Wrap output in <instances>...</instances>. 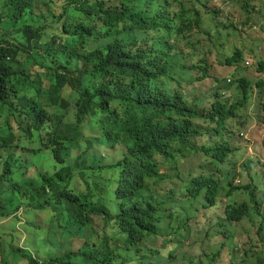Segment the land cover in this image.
<instances>
[{
    "label": "trees",
    "instance_id": "1",
    "mask_svg": "<svg viewBox=\"0 0 264 264\" xmlns=\"http://www.w3.org/2000/svg\"><path fill=\"white\" fill-rule=\"evenodd\" d=\"M47 1L0 0V155L3 151L11 158L0 183H13L14 194L26 196L32 190L40 208L51 209L47 231L58 256L50 264H121L113 244L135 247L162 221L160 207L148 194V181L163 177L158 157L171 162L189 151L201 152L211 174L192 177L186 192L209 207L221 204L214 167L231 165L233 149L223 135L229 134V122L245 126L242 113L249 106L252 84L242 78L231 81L228 86L237 91L231 104L220 93L206 111L189 102L184 88L210 78L207 61L195 62L196 32H209L203 30L199 10L186 1L65 0L59 15L43 11ZM243 61L242 51L236 50L224 58V66L235 68ZM33 67L42 73L33 75ZM259 68L263 72L264 64ZM195 70L199 79L191 75ZM257 87L263 89L264 83ZM5 111L9 116L4 120ZM13 118L25 138L38 137L61 168L52 176L40 174L39 185L27 178L34 166L14 151ZM196 119L215 124L220 141L214 143L213 127L205 130L210 145H193L203 134ZM92 145L126 149L124 159L111 167L118 173L116 214L101 202L106 182L97 177L89 182L97 168L104 169L87 164ZM92 161L100 165L97 155ZM76 175L85 192L70 189ZM231 175L225 176L229 198ZM251 196V204H257L254 192ZM3 211L0 208L2 216ZM249 213L248 204L235 202L225 207L224 217L239 224ZM95 216L102 217L105 225L114 224L124 239L105 235L93 241ZM74 239L86 241L76 252L71 247ZM20 252L39 264L28 251Z\"/></svg>",
    "mask_w": 264,
    "mask_h": 264
},
{
    "label": "rangeland",
    "instance_id": "2",
    "mask_svg": "<svg viewBox=\"0 0 264 264\" xmlns=\"http://www.w3.org/2000/svg\"><path fill=\"white\" fill-rule=\"evenodd\" d=\"M183 1L188 3V7L194 6L200 11L203 30L209 32V35L196 32L199 43L195 62L201 65V60L205 59L210 70L209 79L193 83L185 87L183 92L190 103L199 104L200 109L206 111L214 101V87H225L223 101L231 104L234 99V87H229L227 80L248 79L252 84L251 100L247 110L242 113L247 126L239 127L245 130L241 134L246 138L236 142L226 134L223 135L224 141L230 143L236 154L229 160L231 165L228 168L214 167V180L221 185V204L216 208H208L201 200L190 199L185 192L192 177L211 174L210 170L205 169L208 161L203 158L201 152L189 151L185 158L176 157L171 162L159 157L163 177L149 181V194L156 197L163 208L159 213V216H163L162 223L158 226L156 234L147 235L136 247H127L124 242L114 243L113 246L120 251L121 264H264V209L258 214L251 210L248 219L239 224L230 223L224 217L227 204L246 203L252 209L255 208L250 204L251 190L242 191L245 188L250 189V185L257 193V202H264V135L260 128L264 129V125L255 115L257 108L261 113L260 105L264 103V100L259 98L262 89L256 88L257 83H264L259 73V64H264V0ZM64 4L65 0H50V8L57 15L62 12ZM55 31L58 35V26ZM236 50L242 51L244 55L238 72H235V68L224 66V58L232 56ZM184 52L194 54V51L186 48ZM245 61L253 63V66L246 69ZM37 73L42 71L33 67L32 74ZM191 75L193 79L201 77L198 70ZM44 87L48 88L45 80ZM3 116L5 120L9 112L5 111ZM194 122L202 129L203 134L193 141V145L198 148L210 145L211 140L205 130L213 127L214 143L220 141V137L215 133V124H209L205 119H196ZM12 133L16 155L30 166L36 165V168L29 171V178L39 185L40 172L51 176L60 171V166H57L50 152L45 151L41 141L36 137L35 140H27L14 118ZM92 147L87 164L92 165V156L97 155L101 166L105 168L96 174L107 181L108 190L102 203L115 214L117 204L114 191L117 171L111 167L126 156V150L120 146L114 149H97L95 145ZM36 150L38 154H34ZM10 160V155L2 151L0 179L5 172V165ZM244 160L247 163L250 161V165H255V171L249 172L242 162ZM232 172L233 195L228 198L229 186L224 177ZM236 181H240L241 185L237 186ZM72 187L78 192H85V186L78 178L73 181ZM0 189V208L5 213L4 216L0 214V254L3 260L0 264H32V261L20 252L21 249H28L39 264H48L52 258L49 254L52 247L46 228L47 221L52 216L51 209L42 210L32 190H29L25 197L12 193V184L0 183ZM93 219V241L105 235H118L119 239H124L115 225H105L100 217ZM84 244L83 240H73L72 250L77 251Z\"/></svg>",
    "mask_w": 264,
    "mask_h": 264
},
{
    "label": "clouds",
    "instance_id": "3",
    "mask_svg": "<svg viewBox=\"0 0 264 264\" xmlns=\"http://www.w3.org/2000/svg\"><path fill=\"white\" fill-rule=\"evenodd\" d=\"M200 12V11H199ZM203 20V19H202ZM247 62H249V61H247ZM251 63V62H250ZM244 64H246V61H245V63ZM253 66V63H251V66L250 67H248V68H251ZM240 67L238 66V67H235V72H238V69H239ZM245 68L246 69H248L247 68V66L245 65ZM264 73V72H263ZM263 73H260L261 75L263 74ZM261 78V80H263L264 81V75L263 76H261L260 77ZM231 83V80H227V82H226V84H230ZM258 84V83H257ZM256 88L258 89V90H260L258 87H257V85H256ZM255 88H253V90H254ZM264 89V88H263ZM263 89L260 91V93L263 91ZM224 92H225V90H221L220 89V87H214V96L216 95V93H220L221 94V96H222V100L224 99ZM215 100V99H214ZM264 103H262L261 105H263ZM260 105V109L262 108V106ZM228 106H230V104H228ZM246 111V110H245ZM255 115H256V118H257V120L258 119H262V111H261V113L259 112V108H257V110H256V113H255ZM243 123H245V127L247 126V121H244L243 120ZM239 125H237V123L236 122H229L228 123V133L229 134H227V133H224V134H226V136L228 137V138H230V139H235V141L237 142L239 139H244V138H246V137H244V135L243 134H241L243 131H245V130H242V129H239ZM233 133V134H232ZM36 138H38V137H36ZM35 140V139H34ZM39 140V139H38ZM40 141V140H39ZM216 143V142H215ZM230 144V143H229ZM231 146V145H230ZM118 147V146H117ZM121 147V146H120ZM103 148H107V147H103ZM124 148V147H123ZM232 148V147H231ZM125 149V148H124ZM126 150V149H125ZM45 151H47L46 149H45ZM49 152V151H48ZM236 152L233 150V153H232V155H231V158L229 159V160H232L234 157H235V154ZM35 154V153H34ZM36 154H38V153H36ZM51 154V153H50ZM126 155H127V152H126ZM21 158V157H20ZM159 158V157H158ZM124 159V158H123ZM122 159V160H123ZM54 160V159H53ZM99 161V160H98ZM159 161V160H158ZM24 162V161H23ZM100 162V161H99ZM24 163H26V164H28L29 165V163H27V162H24ZM56 163V162H55ZM246 163H247V161L245 160L244 162H243V164H245L246 165ZM248 163H250V161L248 162ZM93 165V166H92ZM92 165H89V166H91L92 168H95L96 169V167L98 166H101V162H100V165L99 164H97V161H92ZM32 166H34V167H32ZM29 167H32V168H36V165H29ZM103 167V166H102ZM224 167L225 166H222L221 167V169H224ZM31 168V169H32ZM104 168V167H103ZM30 169V170H31ZM113 170H115L114 168H112ZM29 170V171H30ZM103 170H105V168L104 169H99V168H97V170L94 172V174L92 175V177L90 178V180H89V182L90 181H92V183H93V181H94V177H97V178H100L101 180H103V181H105L106 182V184H107V181L106 180H104L103 178H101L100 176H97L96 174H97V171H103ZM248 171L249 172H251V171H255L254 170V167H252V165L250 166V168L248 169ZM57 173V172H56ZM264 173V172H263ZM40 174H47V173H44V172H40L39 173V177H40ZM160 174H161V172H160ZM162 175V174H161ZM52 176V175H51ZM227 176V175H226ZM117 177H118V173H117ZM27 178L28 179H31V178H29L28 176H27ZM76 178H78V175H76V177L74 178V180L76 179ZM79 179V178H78ZM234 176L233 175H231V177L229 176V178H228V180L229 181H232V184H233V182H234ZM17 180V179H16ZM31 180H33V179H31ZM73 180V181H74ZM80 180V179H79ZM152 180H154V179H152ZM224 180H226L225 179V177H224ZM22 180L21 179H18L17 180V182H21ZM34 181V180H33ZM73 181H72V183H73ZM149 181H151V180H149ZM149 181H148V185H149ZM35 182V181H34ZM36 183V182H35ZM72 183H71V187H70V189H75V188H73L72 187ZM83 183V182H82ZM91 183V182H90ZM91 183V184H92ZM116 183H117V179H116ZM7 184H13V183H7ZM235 184L237 185V186H239V185H241V182L240 181H236L235 182ZM85 186V185H84ZM115 189H116V187H115ZM149 189H150V185H149ZM187 189V188H186ZM186 189H185V192H186ZM85 190H86V188H85ZM107 190H108V187H107ZM251 190V192H254V197H255V199H256V203L257 204H251L252 206H255V208L254 209H252V207H250V211L251 210H254L257 214L260 212V210L261 209H264V202L263 203H259V202H257V193H256V191L255 190H253L252 188H251V185H250V189L248 188V190L247 191H245V190H242L243 192H249ZM11 192H12V189H11ZM115 192V191H114ZM13 193V192H12ZM28 193H29V191L27 192V195H28ZM34 193V192H33ZM187 193V192H186ZM35 194V193H34ZM148 194H149V190H148ZM27 195L25 196V197H27ZM150 195V194H149ZM24 196V195H23ZM150 196H152L154 199H155V202H156V205H158L159 207H160V211H159V213L163 210V208H162V206H161V204L157 201V199H156V197H154L153 195H150ZM187 196H188V194H187ZM36 197V196H35ZM106 197V196H105ZM104 197V198H105ZM189 197V196H188ZM252 197V196H251ZM104 198H103V200H104ZM190 198V197H189ZM229 198V197H228ZM36 199H38V206H39V201H40V199L39 198H37L36 197ZM190 199H192V198H190ZM102 200V201H103ZM116 200V199H115ZM192 200H195V199H192ZM197 200H201V199H197ZM197 200H195V201H197ZM264 200V199H263ZM101 201V202H102ZM201 201H203V202H205L204 200H201ZM117 204V203H116ZM205 204H206V206L208 207V208H214V207H209L208 205H207V203L205 202ZM228 205V204H227ZM249 206V205H248ZM40 207V206H39ZM42 209V208H41ZM45 209H50V208H45ZM45 209H42V210H45ZM258 209V210H257ZM159 213H158V217H160L161 219H162V221H163V216H159ZM114 214V213H113ZM116 214V213H115ZM95 217H97V216H95ZM51 218V217H50ZM49 218V219H50ZM94 218V217H93ZM100 218H102V217H100ZM49 219H48V221H49ZM103 219V218H102ZM246 219H248L247 217L244 219V220H246ZM104 220V219H103ZM243 220V221H244ZM48 221H47V225H48ZM162 221H161V223H162ZM160 223V224H161ZM159 224V225H160ZM234 224V223H233ZM93 225H94V219H93ZM114 225V224H113ZM158 225V226H159ZM94 229V228H93ZM118 230V229H117ZM158 230V229H157ZM46 232H47V238H48V240H49V243H50V246L52 247V249L49 251V254L52 256V258H51V260H50V262L53 260V259H55L57 256H58V254H56L55 253V251H56V248L55 247H53L52 246V244H51V239H50V237H49V235H48V231H47V228H46ZM154 234H156V232L154 233ZM149 235H151V234H149ZM122 236V235H121ZM147 236V235H146ZM145 236V237H146ZM123 238H124V236H123ZM144 239V238H143ZM74 240H81V239H74ZM73 241V240H72ZM72 241H71V247H72ZM84 241V240H83ZM143 241V240H142ZM141 241V242H142ZM140 242V243H141ZM85 243H86V241H85ZM139 243V244H140ZM125 244V243H124ZM138 244V245H139ZM85 245V244H84ZM83 245V246H84ZM127 247H130L129 245H127V244H125ZM138 245H136V246H138ZM135 246V247H136ZM131 248H133V247H131ZM81 249V248H80ZM28 251L29 253H31L28 249H21L20 251ZM119 250V249H118ZM73 251V250H72ZM78 251V250H77ZM74 252H76V251H74ZM22 253V252H21ZM23 254H25L26 255V257H27V254L26 253H23ZM32 254V253H31ZM33 255V254H32ZM119 255L121 256V254H120V251H119ZM33 258L35 259V260H37L35 257H34V255H33ZM30 259V258H29ZM31 260V259H30ZM38 261V260H37ZM50 262L48 263V264H50ZM0 263H3V260H2V255L0 254Z\"/></svg>",
    "mask_w": 264,
    "mask_h": 264
},
{
    "label": "crops",
    "instance_id": "4",
    "mask_svg": "<svg viewBox=\"0 0 264 264\" xmlns=\"http://www.w3.org/2000/svg\"><path fill=\"white\" fill-rule=\"evenodd\" d=\"M47 4H48V7H45L44 9H43V11L44 12H47L49 9H51L50 8V0H48L47 1ZM52 10V9H51ZM53 11V10H52ZM264 75V73L262 74V76ZM237 95V91L234 89V94H233V96H236ZM259 98L260 99H263L264 100V90H263V92H261V94L259 95ZM261 128V132H262V134L264 135V129L262 128V127H260ZM247 136H249V135H247ZM236 154V153H235ZM234 154V155H235ZM247 156H249V153L247 154ZM245 157V156H244ZM245 161V160H244ZM244 161H242V162H244ZM250 164L249 163H246V165H245V168L248 170L249 168H250ZM252 167H254L255 168V165L253 166L252 165Z\"/></svg>",
    "mask_w": 264,
    "mask_h": 264
},
{
    "label": "built area",
    "instance_id": "5",
    "mask_svg": "<svg viewBox=\"0 0 264 264\" xmlns=\"http://www.w3.org/2000/svg\"><path fill=\"white\" fill-rule=\"evenodd\" d=\"M247 67H250L251 66V63L250 62H246L245 64Z\"/></svg>",
    "mask_w": 264,
    "mask_h": 264
}]
</instances>
